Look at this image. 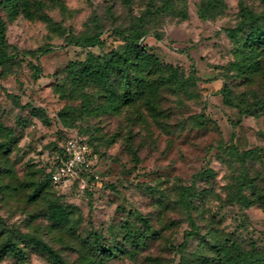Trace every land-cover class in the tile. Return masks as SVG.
<instances>
[{"label": "rangeland", "instance_id": "rangeland-1", "mask_svg": "<svg viewBox=\"0 0 264 264\" xmlns=\"http://www.w3.org/2000/svg\"><path fill=\"white\" fill-rule=\"evenodd\" d=\"M1 1L12 56L0 65V123L13 134L0 135L10 148H0V244L25 255L0 264H55L33 240L71 264H230L224 246L264 264V75L239 71L227 32L244 11L264 13V0H225L207 20L204 0H187L186 19L150 0H29L34 16L11 19ZM133 25L164 65L194 78L187 91L161 90L157 116L105 111L104 91L84 99L68 83L77 62L120 49ZM73 137L96 150L92 172L55 191L50 162ZM38 182L44 195L32 198Z\"/></svg>", "mask_w": 264, "mask_h": 264}, {"label": "trees", "instance_id": "trees-1", "mask_svg": "<svg viewBox=\"0 0 264 264\" xmlns=\"http://www.w3.org/2000/svg\"><path fill=\"white\" fill-rule=\"evenodd\" d=\"M182 4V8H178ZM11 19L24 14L32 18L34 13L30 8L29 0H2ZM150 7L166 15H172L178 18L186 19L188 17L187 0H150ZM226 8L225 0H204L199 8L198 14L204 19H212L221 15ZM179 9V10H178ZM124 44L120 49L113 50L109 54L96 55L91 54L90 60L79 61L75 64V73L69 74V85L73 87L72 92L80 93L84 99L88 98L85 91L88 88H99L105 102L101 107L105 111L121 112L125 108L134 106L140 111V108H147L151 113L158 115L161 112L159 104L161 101V90L169 89L172 93L187 91L194 84L192 75H187L181 68L173 65H164L161 60L148 50L145 42L146 30L133 25L124 31ZM228 34L237 44L238 61L235 63L242 74L247 72H260L264 75V13H254L244 11L239 24L228 29ZM100 41V40H99ZM11 45L7 39V24L0 15V65L11 60ZM119 81V88H116L115 79ZM225 94V99L229 97V89ZM98 103V100H96ZM264 108V102L262 103ZM35 111H37L35 109ZM3 133V134H1ZM12 129L5 127L0 123V135L11 138ZM93 149L91 143L82 138ZM9 151L8 144H0V148ZM65 145L56 152L50 162L47 172L48 183L55 191H60L61 186L53 180V173L61 165L62 160L58 155L64 154ZM77 180V179H76ZM46 182H38L32 193V198L44 195ZM52 218L58 222L67 223L70 220V211L61 205L53 204L50 206ZM35 247L42 253L47 254L55 264H71L66 261L56 250L43 241L33 240ZM224 253L230 258V264H246L244 259H235L236 255H230L229 250L224 246ZM121 250L112 251V255H117ZM6 253L17 256H24L25 252L19 245L8 240L0 244V257ZM242 256V254H238ZM248 264H255L250 261ZM260 264V262L256 263Z\"/></svg>", "mask_w": 264, "mask_h": 264}, {"label": "built area", "instance_id": "built-area-1", "mask_svg": "<svg viewBox=\"0 0 264 264\" xmlns=\"http://www.w3.org/2000/svg\"><path fill=\"white\" fill-rule=\"evenodd\" d=\"M61 165L53 173V180L61 187H69L85 172H92L96 158L93 149L80 137L69 139L64 147V154L58 155Z\"/></svg>", "mask_w": 264, "mask_h": 264}]
</instances>
